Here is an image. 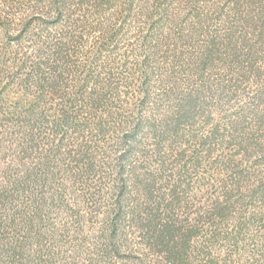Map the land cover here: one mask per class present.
Returning a JSON list of instances; mask_svg holds the SVG:
<instances>
[{"label":"trees","instance_id":"obj_1","mask_svg":"<svg viewBox=\"0 0 264 264\" xmlns=\"http://www.w3.org/2000/svg\"><path fill=\"white\" fill-rule=\"evenodd\" d=\"M71 1L112 6L37 0L51 19L37 15L0 44V264H264V171L227 159L216 188L213 174L191 176L200 163L183 151L168 169L204 100L169 74L154 97L147 55L167 45L158 23L139 49L104 60L121 26L63 14ZM246 3L264 13V0ZM254 19L240 24L252 32ZM245 132L246 153L261 141Z\"/></svg>","mask_w":264,"mask_h":264},{"label":"rangeland","instance_id":"obj_2","mask_svg":"<svg viewBox=\"0 0 264 264\" xmlns=\"http://www.w3.org/2000/svg\"><path fill=\"white\" fill-rule=\"evenodd\" d=\"M247 1L112 0L109 2L112 6L96 1L83 8L71 1L63 11L72 18L86 19L91 27L98 29L121 26L120 34L104 52V60L139 49L145 35L158 23L167 45L161 48L163 52L147 55L149 70L153 73L154 97L166 91L160 76L169 74L170 79L180 84V93L195 94L199 90L204 100V109H197L191 126L183 130L186 137L182 143L176 141L173 155L167 154L168 169L176 172L181 164L176 167L180 160L178 152L183 151L186 156L194 152L200 164L196 171L188 170L189 173L206 182L210 174L215 175L218 180L212 181L216 188L223 178L229 179V172L220 174L227 159L234 158L243 166L254 164L257 172L264 171V13L247 8ZM47 9L39 8L37 0H0V44L6 35L18 34L21 26L37 15L51 19L53 14L46 12ZM252 17L255 19L251 32L243 29L240 21ZM37 21L40 20L34 24ZM98 29L84 33L87 46L100 35ZM156 31L150 35H157ZM232 35L238 45L232 43ZM2 80L6 82L5 78ZM163 104L156 99L151 105L160 112ZM259 122L262 127H258ZM243 128L246 139L256 137L261 141L258 148L246 153L244 148L248 146H240L238 142ZM194 138L201 140V144H195ZM208 195L203 194L199 200L204 201Z\"/></svg>","mask_w":264,"mask_h":264}]
</instances>
